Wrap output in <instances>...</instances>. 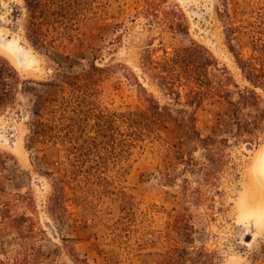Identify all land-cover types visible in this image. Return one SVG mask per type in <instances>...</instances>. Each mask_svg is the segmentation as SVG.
Here are the masks:
<instances>
[{
    "label": "rangeland",
    "instance_id": "obj_1",
    "mask_svg": "<svg viewBox=\"0 0 264 264\" xmlns=\"http://www.w3.org/2000/svg\"><path fill=\"white\" fill-rule=\"evenodd\" d=\"M143 1L91 0L75 30L41 51L26 37L24 0H0V55L26 82L16 110L0 117V153L7 157L3 183L8 193L32 199L17 212L31 217L34 226L27 238L2 230L4 263L160 264L174 244L171 226L184 217L193 228V244L187 246L204 249L211 264H264V128L237 136L231 104L255 91L264 109V89L252 86L239 66V60L264 66V0H156L160 10L185 15L187 34L168 28L161 12L158 20L145 19L139 12ZM177 18L171 13L170 19ZM191 42L208 48L228 71L226 99H208L196 110L202 138L228 142L226 165L207 177L213 169L203 147L187 128L169 123L157 138L110 162L102 181L74 179L59 220L49 200L53 181L71 168L69 157L61 145L27 148L33 112L51 118L68 97L61 84L52 85L57 73L106 68L95 100L111 111L143 105L131 72L166 103L145 79L140 57L145 49L161 56ZM244 112L257 114L252 108Z\"/></svg>",
    "mask_w": 264,
    "mask_h": 264
},
{
    "label": "trees",
    "instance_id": "obj_2",
    "mask_svg": "<svg viewBox=\"0 0 264 264\" xmlns=\"http://www.w3.org/2000/svg\"><path fill=\"white\" fill-rule=\"evenodd\" d=\"M90 3L91 0H24L27 39L34 47L46 51L57 37L69 36L75 30L81 12L90 7ZM159 8L161 4L156 0H146L139 12L151 21L159 18L161 12L168 28L188 33L183 13ZM171 13L178 17V22L170 19ZM156 23L160 24L159 21ZM140 65L145 79L162 93L166 103L149 93L131 72L143 93V105L114 111L102 108L95 98L99 79L107 69L93 65L83 74L57 73L52 85L61 84L62 89L68 90V97H64L52 111L51 118H45L39 111L33 112L27 148L61 145L70 161L71 168L53 181V194L49 200V209L59 220L67 211L66 189L71 187L74 179L84 176L86 183L102 181L101 174L110 162H117L139 143L157 138L169 123L187 128L203 147L205 158L213 169L207 177L212 178L213 171H219L226 165L224 147L228 142L202 138L197 127L196 110L208 99H226L229 95L226 90L229 81L227 69L220 67L213 53L197 42L170 52L164 50L161 56H156L154 50L145 49ZM239 66L252 86L264 89L263 65L258 67L251 61L239 60ZM218 74L225 76L226 80L218 79ZM25 85L17 68L0 55V117L16 110ZM240 98L239 103H230L237 120V136L244 137L264 128V109L260 107V97L255 91L243 93ZM249 108L257 114H246L244 110ZM6 160L7 157L0 153V233L12 228L22 238H27L34 232L33 219L19 214L17 209L21 205H30L32 199L8 193L3 183ZM192 231L184 217L177 225L171 226L168 238L174 244L165 251L160 264H211L212 260L204 249L195 250L187 246L193 244ZM2 251L0 239V255ZM20 263V260L15 262ZM0 264L6 263L0 260Z\"/></svg>",
    "mask_w": 264,
    "mask_h": 264
},
{
    "label": "bare ground",
    "instance_id": "obj_3",
    "mask_svg": "<svg viewBox=\"0 0 264 264\" xmlns=\"http://www.w3.org/2000/svg\"><path fill=\"white\" fill-rule=\"evenodd\" d=\"M249 233H250V231H249Z\"/></svg>",
    "mask_w": 264,
    "mask_h": 264
}]
</instances>
